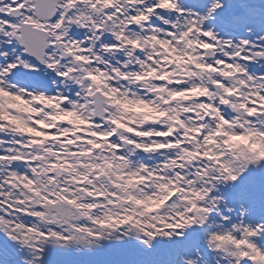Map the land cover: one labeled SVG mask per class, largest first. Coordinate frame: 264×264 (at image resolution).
<instances>
[{
    "label": "snow or ice",
    "instance_id": "1",
    "mask_svg": "<svg viewBox=\"0 0 264 264\" xmlns=\"http://www.w3.org/2000/svg\"><path fill=\"white\" fill-rule=\"evenodd\" d=\"M0 264H264V0H0Z\"/></svg>",
    "mask_w": 264,
    "mask_h": 264
}]
</instances>
